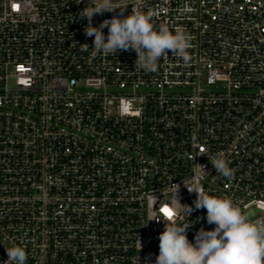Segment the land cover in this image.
<instances>
[{
	"label": "built area",
	"instance_id": "1",
	"mask_svg": "<svg viewBox=\"0 0 264 264\" xmlns=\"http://www.w3.org/2000/svg\"><path fill=\"white\" fill-rule=\"evenodd\" d=\"M78 2L0 0V264L14 244L26 264H155L166 221L190 242L215 227L172 203L179 185L194 207L200 165L208 194L264 206V0H114L94 27L133 7L192 37L150 73L134 50L92 57Z\"/></svg>",
	"mask_w": 264,
	"mask_h": 264
},
{
	"label": "clouds",
	"instance_id": "2",
	"mask_svg": "<svg viewBox=\"0 0 264 264\" xmlns=\"http://www.w3.org/2000/svg\"><path fill=\"white\" fill-rule=\"evenodd\" d=\"M87 5L80 11V19L87 18L88 21L85 36L94 37L90 53L92 57L134 50L137 54L136 68L146 73L155 72L159 60L168 56V51L185 61L189 59L192 37L185 31H170L165 24L156 28L151 14L134 10L133 7L130 15L124 18L113 16L94 27V15H103L120 7L115 6L114 0H88ZM105 28L108 29L107 36L103 31ZM89 48L87 44L80 46L82 51ZM210 163L224 178H233L234 169L230 168V162L223 152L215 153ZM204 173H207L205 166L200 165L194 179L190 182L184 180L188 191L196 194L194 207L180 203L179 185L176 184L172 203L186 209L188 217L195 210L206 209L207 223L215 227L211 230L200 228L194 242H190L187 231L191 223L166 221L159 235V254L155 264H264V219L252 220L256 215L254 209L262 212L264 206L246 213L228 197L208 194L200 183ZM6 254L4 264H26L27 252L22 246L14 244L6 247Z\"/></svg>",
	"mask_w": 264,
	"mask_h": 264
},
{
	"label": "snow or ice",
	"instance_id": "3",
	"mask_svg": "<svg viewBox=\"0 0 264 264\" xmlns=\"http://www.w3.org/2000/svg\"><path fill=\"white\" fill-rule=\"evenodd\" d=\"M163 211H164V213L167 214L168 216H171V215H172L171 211H170L168 208L163 209Z\"/></svg>",
	"mask_w": 264,
	"mask_h": 264
},
{
	"label": "water",
	"instance_id": "4",
	"mask_svg": "<svg viewBox=\"0 0 264 264\" xmlns=\"http://www.w3.org/2000/svg\"><path fill=\"white\" fill-rule=\"evenodd\" d=\"M256 212V210H254V213Z\"/></svg>",
	"mask_w": 264,
	"mask_h": 264
}]
</instances>
